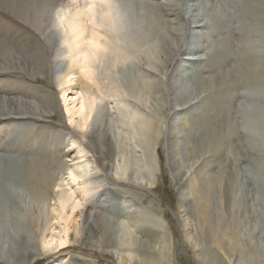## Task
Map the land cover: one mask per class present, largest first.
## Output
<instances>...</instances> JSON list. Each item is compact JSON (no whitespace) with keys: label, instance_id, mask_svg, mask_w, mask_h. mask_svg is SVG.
Instances as JSON below:
<instances>
[{"label":"bare ground","instance_id":"1","mask_svg":"<svg viewBox=\"0 0 264 264\" xmlns=\"http://www.w3.org/2000/svg\"><path fill=\"white\" fill-rule=\"evenodd\" d=\"M130 1L131 7L137 8L133 15L131 10H127V5L123 8L117 0H88L81 7L76 6L72 9H63L56 0H0L2 3L10 4L15 9L13 13L40 33L46 48L55 53V59L49 63L57 68L54 75L63 99L66 100L69 91L77 96L74 107H67L70 122L75 129H79L83 134L92 133L94 138L95 129L98 126L100 129V125H103L102 135L97 136L101 148L99 145L96 148H106L107 152L103 153V158L107 161V168L112 170L111 175L118 179L117 182L128 181L132 182L133 186L138 184L143 188L156 189L159 145L164 138L162 132L164 126L161 122L164 120L163 112L167 101L160 90L163 83L160 75L165 68H170V61L174 60L176 64L172 79L179 75L180 68L189 67L191 70V73L188 71L182 76L180 80L182 85L171 82L168 90L171 93L170 100L172 99L171 109L177 112L186 111L183 106L175 109L174 105L182 103L190 94L200 96L207 92L202 101L189 107L190 109L201 104L200 119L198 118V123L194 125L190 137L196 139L197 146H210L209 149L214 150L222 146L226 148L234 145L233 143L236 147L244 145V136L240 137L237 131L235 134L230 131V127L225 126L236 97L232 92L234 89L232 71L223 77L225 74L223 70L234 62L233 55L236 56L238 51L251 53L249 57H239L238 65L235 66H245L248 73L258 76L257 66L255 68L254 60L250 59L254 57L253 52H256L252 42L256 36L254 32L264 27L257 25L264 22V0H172L170 6L173 9L170 11L175 22L181 23L176 25L178 28H173V33L169 31L171 23L168 20L170 17L168 18L167 7L148 3L142 7L141 4L135 5V1ZM206 1L212 4L211 10L205 7ZM146 7L148 8L145 9ZM239 38L245 42L243 48L235 43ZM204 43L210 44V52L203 55L205 57L192 56L208 50ZM176 55L187 57L180 59ZM11 59L13 64L14 59ZM203 63L205 67L199 69V65ZM127 65L138 71L139 77L134 79L136 82L132 80L135 83L126 82L121 77V70ZM205 73L211 75L220 73V76H214L215 78L211 76L207 80L203 79ZM191 83H194L193 88L190 86ZM207 83L213 86L208 87ZM11 107L13 108L12 105ZM16 107L19 111L24 109L20 103ZM263 109L259 110L261 122L252 124L254 129L257 127L263 130L255 136L261 135L263 138L261 141H264ZM31 110L38 109L35 107ZM176 125L177 123L173 122L171 132L166 136V142L170 147L166 143L164 147H167V160L176 172V180L179 183L180 219L185 242L200 264H209L212 260L210 255L208 262L206 260L205 254L208 255V252L204 250V241L207 242L210 237L220 250H224V242L228 238L229 252L233 257L239 248L240 240L232 227L227 224L215 225L210 221L209 192L205 193L207 191L203 192L202 198L197 201V207H200L202 213L198 221L201 224H199L201 231L196 226L189 202L187 176L181 167L180 158L178 159L180 153L175 146L178 137L173 130ZM223 125L224 134L220 135V128ZM155 135L158 138L156 140ZM132 161L135 162L133 170ZM73 180L76 181L78 178L74 175ZM198 183L197 179L195 185ZM94 184L75 183L76 190L70 189L58 194L57 201L55 200L52 205L43 196L38 199V203L34 205L32 223L43 245L50 246V242H46V233L51 230V239L57 238L54 244H57L60 250L66 249L71 241L79 244L81 240V244H86L90 249L111 253L119 264L139 262L150 264L149 261L158 263L163 256L176 260V239L171 235L169 240L165 217L158 226L162 231L159 232L160 238L147 243L136 231V227L143 221L132 217L137 212L132 210L136 207L135 204L125 201L124 212L130 210L131 213L125 212L123 215H115L113 208L111 211L102 210L96 213L85 209L82 200H78L77 192L82 196H88L94 191ZM226 188L224 197L228 200L233 195L229 186ZM78 218H81L80 222ZM93 219L96 221V227L87 233L85 227ZM55 223L62 227L59 237L53 235L57 229L53 227ZM89 241L94 245L89 244ZM145 247L148 248L150 257L144 258L140 255V250L146 249ZM155 254L160 255V258L155 257ZM216 262L221 264L218 259Z\"/></svg>","mask_w":264,"mask_h":264},{"label":"rangeland","instance_id":"2","mask_svg":"<svg viewBox=\"0 0 264 264\" xmlns=\"http://www.w3.org/2000/svg\"><path fill=\"white\" fill-rule=\"evenodd\" d=\"M56 1L63 9H72L76 6L81 7L88 0ZM117 1L123 8L127 5V10H131L132 15L137 12V8L131 7L130 0ZM133 1L135 5L141 4L142 7L147 6L145 3L162 4L167 7L168 18L170 17L168 20L171 23L170 33H173L174 27L178 28L176 25L181 24L175 22L170 11L173 9L170 6L172 0ZM206 4L205 7L211 10L212 4L208 1ZM0 5V264H119L111 253L90 249L86 244L82 245L81 240L79 244L71 241L65 251L60 250L57 244H54L57 238L51 239V230L46 233V242H50V246L46 247L38 239L32 223L34 205L36 206L38 199L43 196L52 205L55 200L57 201L58 194L70 189L76 190L75 183L78 182L95 183L94 191L88 196H82L77 192L78 200L81 199L85 209L93 213L111 211L113 208L115 215H123L125 212L131 213L130 210L124 212L125 201L135 204L136 207L132 210L137 212L132 217L143 221L136 227V231L147 243L160 238L159 232L162 231L158 226L162 224V218H166L168 238L170 240L171 235H174L176 239L177 258L174 260L163 256L161 262L149 261L150 264H200L189 250L183 236L179 183L176 180V172L167 160V147H164L165 143L168 146L166 136L170 134L173 122L177 123L173 130L178 137L175 146L180 153L178 159L180 158L181 167L187 176L189 202L196 226L201 231V224L198 221L202 213L200 207H197V201L202 198L203 192L207 191L205 193L209 192L210 221L215 225L227 224L232 227L240 240L239 248L232 257L228 238L224 242L225 249L220 250L209 237L207 242L204 241V250L208 252V255L204 253L207 262L210 255L212 261L209 264H218L216 259L221 264H264V141L260 140L263 139L261 135L255 137L263 130L257 127L254 129L252 125L261 122L259 110L264 108V27L254 32L256 36L252 41L256 52H253L254 57L250 60H254L258 76L248 73L245 66H235L239 62V57H249L251 53L238 51L239 54L233 55L234 62L223 70L225 72L223 77L232 71L231 75L234 76L232 92L236 97L225 126L230 127V131L235 134L237 131L240 137L244 136L243 146L236 147L233 143L234 145L226 148L222 146L214 150H210V146H197L196 139L190 137L194 125L200 119L201 104L190 109L189 107L202 101L207 92L198 95L199 97L190 94L182 103H173L175 109L182 106L187 109L177 112L171 109L172 99L170 100L171 93L168 90L171 82L182 85L180 81L182 76L188 71L191 73V70L189 67L180 68L179 75L172 79L176 68L172 60L170 68H165L160 75L163 81L160 90L167 98L163 112L164 120L161 122L164 126L162 132L165 139L162 138L159 145L157 158L159 166L155 186L158 187L151 189L138 184L133 186L132 182L128 181L117 182L118 179L111 175L112 170L107 168V161L103 158V153L107 152L106 148H96L97 145L99 147L101 145L97 136L102 135L103 125H100V129L99 126L95 129L94 138L92 133L83 134L79 129H75L70 122L67 107H74L77 96L69 91L66 100L63 99L54 75L57 68L49 63L55 59V53L46 48L40 33L13 13L15 9L10 4L0 2ZM258 24L262 27L264 22ZM241 38L235 43L243 48L245 42ZM209 45L204 43L208 50L192 56L206 55L210 52ZM186 57L183 55L178 58ZM11 58L14 59L13 64ZM199 66V69H202L205 64ZM211 76L219 77L220 73L215 75L205 73L203 79L208 80ZM121 77L126 82L135 83L134 79L139 77V74L136 69L127 65L121 70ZM211 83H207L208 87L213 86ZM193 85L194 83L190 84L192 88ZM18 103L23 104L24 109L21 111L17 110ZM35 107L37 111H30ZM221 128L220 135L224 134V125ZM156 139L158 138L155 135ZM131 168L132 170L135 168L133 161ZM132 170L130 169V172ZM74 175L78 180H73ZM197 179L199 183L195 185ZM227 186L233 195L228 200L224 197ZM78 221L80 222L81 218H78ZM95 223L93 219L87 224L85 227L87 233L96 227ZM53 227L57 228L53 232L54 237H59L62 227L59 223H55ZM70 233L72 237V230ZM159 243L157 244L160 245ZM89 244L94 245L90 241ZM145 248L140 250V255L144 258L150 257L148 248ZM158 254L154 256L160 258Z\"/></svg>","mask_w":264,"mask_h":264}]
</instances>
